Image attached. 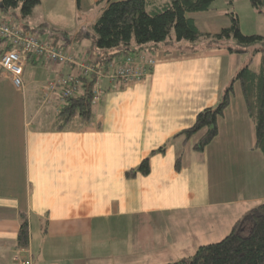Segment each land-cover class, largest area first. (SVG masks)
<instances>
[{
    "label": "crops",
    "instance_id": "crops-1",
    "mask_svg": "<svg viewBox=\"0 0 264 264\" xmlns=\"http://www.w3.org/2000/svg\"><path fill=\"white\" fill-rule=\"evenodd\" d=\"M40 1L24 22L26 30L77 59L95 52L89 27L107 0ZM230 13L239 17L243 32L245 20L258 22L259 30L264 24V13L250 0H217L210 11L190 17L202 34L215 35L229 26ZM8 44L0 40V57ZM188 47L111 53L110 62L133 56L142 68L157 60L133 82L99 77L95 119L67 129L57 122L65 106L62 89L48 97L49 83L39 89L59 76H76L75 68L30 60L18 90L0 67V264H142L152 252L159 253V264L175 263L229 236L264 204V154L255 149L256 130L239 82L219 119L218 136L203 153L194 148L197 137L179 136L203 109L221 101L247 55L207 44L196 51ZM144 51L142 60L138 54ZM98 72L109 74L110 63ZM148 158V176H126ZM20 215L30 220L27 250L18 248ZM150 223L167 231L152 236L146 248L150 239L143 234ZM186 247L197 250L190 254Z\"/></svg>",
    "mask_w": 264,
    "mask_h": 264
},
{
    "label": "trees",
    "instance_id": "trees-1",
    "mask_svg": "<svg viewBox=\"0 0 264 264\" xmlns=\"http://www.w3.org/2000/svg\"><path fill=\"white\" fill-rule=\"evenodd\" d=\"M216 1L107 0L106 8L89 27L94 36V51L98 56L96 66L97 69L107 67L113 51L115 56H128L135 47L154 53L164 46L173 48L175 45H188L189 51H196L199 43H206L207 48H225L233 55L251 54L247 65L237 71L221 101L214 108L203 109L197 115L194 125L182 131L179 136H184L186 140L197 137L194 148L198 153H203L218 136L219 119L230 105L233 84L239 82L242 85L249 118L256 130L255 149L264 154V37L244 35L240 28V19L235 13L228 15L230 24L219 34H202L198 30L196 20L190 15L210 11ZM250 2L256 10L264 13V0ZM40 5V0L0 1V8L4 13L9 14L12 10L20 8L23 22L28 21ZM9 47L8 45L7 49ZM258 55L261 57V64L256 71L252 64ZM29 60H33L32 55ZM83 81L80 93L66 99L65 106L58 114L59 129H67L78 121L90 124L95 119L92 101L96 80L88 78ZM165 150L163 147L157 152L164 153ZM178 156L176 168L179 171L183 156ZM150 171L148 158L126 176L131 178L139 173L148 176ZM20 220L18 248L27 250L30 245V220L26 215H20ZM229 234L220 242L200 246L198 251L187 259L166 264H264V204L253 208L233 226Z\"/></svg>",
    "mask_w": 264,
    "mask_h": 264
},
{
    "label": "built area",
    "instance_id": "built-area-1",
    "mask_svg": "<svg viewBox=\"0 0 264 264\" xmlns=\"http://www.w3.org/2000/svg\"><path fill=\"white\" fill-rule=\"evenodd\" d=\"M0 40L9 41V49L0 57V67L11 74L12 82L15 87L20 90L24 88L23 75L24 68L29 64V57L32 55L33 60L40 62L41 58L48 59L52 63L64 68L73 67L77 70L76 76L57 77L51 81L44 90V94L48 97L57 89L61 91V101L74 97L80 91L83 80L93 78L98 84V78L107 76L109 79H124L127 82L145 77L155 66V58H151L148 62V68L137 67L134 63V57H128L125 61L117 64V61L110 62L111 72L104 74L98 72L96 61L98 59L95 52H90L87 57L77 59L72 54L63 51L53 43L44 40L32 33H28L25 28L17 23L0 21ZM140 59H146V52H141ZM94 98L92 103L97 102L98 91L94 89Z\"/></svg>",
    "mask_w": 264,
    "mask_h": 264
},
{
    "label": "rangeland",
    "instance_id": "rangeland-1",
    "mask_svg": "<svg viewBox=\"0 0 264 264\" xmlns=\"http://www.w3.org/2000/svg\"><path fill=\"white\" fill-rule=\"evenodd\" d=\"M20 12H21L20 11V8H18L16 10H12L9 14H7V13H4L1 10V8H0V19L3 20V21H7V22H13V23H16V24L18 23L19 26H22V25H24V22L22 20V15L20 14ZM251 22H252L251 20H245V21H243V28L245 29V32H243V30L241 28V23H240V28H241L243 34L244 35L246 34V35H249V36H252V35H261L262 37H264V24H260V27L261 28L259 30V28L256 29V26H257L258 22H256V23L255 22L251 23ZM22 27H24V26H22ZM232 43H234V42L232 41ZM204 46H206V43H199L197 47L200 48V47H204ZM113 53H114V51H113ZM246 55H247V57H246V64H244L243 67L247 65V63H248V61H249V59L251 57V54H249V53H247ZM255 58H254L255 60L253 59V62L254 63L252 65V68L256 70V68L258 66V61H260V58L261 57H260V55H258ZM51 81H53V80H51ZM51 81H45L46 83L44 85H42V87L39 89V93H41L40 91L43 90V87L46 86ZM42 96L40 97L41 99H42ZM29 98H30L29 99V104L32 105L34 98L33 97L32 98L29 97ZM43 102H44V100H43ZM44 103H46V102H44ZM163 231H167L164 225H161L160 223H155V224L150 223L148 229H146L144 231V234H143L145 239H150L149 242H148V240H145L144 241L145 247L147 248L152 243V241H153V237L152 236H154V235L157 236V235L161 234ZM224 238H226V237L220 238V240L214 239V243H217V242L221 241ZM163 239H165V241L166 240H170V238H166L165 236H164ZM194 242H196V241H194ZM154 249L156 250V248H154ZM185 249L188 252H190V254H194L193 253L194 251H192V250H197L196 248L191 249L190 247H186ZM169 255L172 256V254H170V253H169ZM146 257H148L147 261L145 263H142V264H159L157 262L158 260H156V259H161V257H160V255H159L158 252L157 253L152 252L151 254H148ZM168 258H170V256Z\"/></svg>",
    "mask_w": 264,
    "mask_h": 264
}]
</instances>
